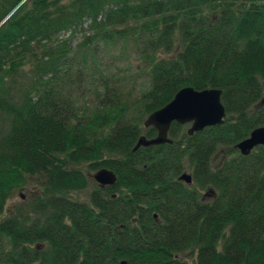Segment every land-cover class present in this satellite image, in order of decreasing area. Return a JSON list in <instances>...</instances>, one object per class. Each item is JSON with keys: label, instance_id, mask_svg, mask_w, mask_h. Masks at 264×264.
I'll use <instances>...</instances> for the list:
<instances>
[{"label": "trees", "instance_id": "trees-1", "mask_svg": "<svg viewBox=\"0 0 264 264\" xmlns=\"http://www.w3.org/2000/svg\"><path fill=\"white\" fill-rule=\"evenodd\" d=\"M21 1L0 16V264H264V146L235 148L264 126V0ZM125 48L134 69L110 65ZM184 86L221 89L223 122L132 151Z\"/></svg>", "mask_w": 264, "mask_h": 264}, {"label": "water", "instance_id": "water-1", "mask_svg": "<svg viewBox=\"0 0 264 264\" xmlns=\"http://www.w3.org/2000/svg\"><path fill=\"white\" fill-rule=\"evenodd\" d=\"M221 93L222 90L218 88L203 90L191 86L180 88L168 103L146 115L142 121L143 128L153 127L156 134L151 138L141 134L132 151L140 147L172 143L173 140L169 137L172 122L188 124V135L207 126L221 124L226 114L221 102ZM257 146H264V126L255 127L246 138L236 143L235 148L241 155H248ZM91 177L100 187L113 186L117 179L116 174L106 167L95 170ZM178 179L186 184L192 183V175L187 171H183ZM212 193V189L205 192L206 195ZM114 196L115 194H112V197Z\"/></svg>", "mask_w": 264, "mask_h": 264}, {"label": "rangeland", "instance_id": "rangeland-1", "mask_svg": "<svg viewBox=\"0 0 264 264\" xmlns=\"http://www.w3.org/2000/svg\"><path fill=\"white\" fill-rule=\"evenodd\" d=\"M15 0H0V16L2 15V13L4 11H6L7 9L11 8L12 3ZM25 1L26 4V8L30 6V0H22V2ZM69 34V32L64 33L63 36H67ZM81 37H79V35L76 37V41H80ZM74 42V43H75ZM129 48V47H128ZM125 48L123 50V53L119 56V57H114L111 58L112 62L110 63V65H114V64H118L119 66L122 65H126L127 61L129 60V65L130 68L134 69L137 66V61L134 58H131V54H130V49ZM101 49V48H100ZM100 49L98 50V52L100 54H103L104 56H106L107 51L103 50L100 52ZM108 57V56H106ZM129 57V58H128ZM30 64H26L23 68L22 71L18 72V77L24 81H26V77L28 74H30L29 69H30ZM128 65V64H127ZM7 120H0V125L1 124H5ZM188 127V124H186ZM188 172V171H187ZM190 173V172H189ZM34 181L33 180H29L28 183H26L25 185L16 188L11 196L7 199L6 203H5V209H4V215L9 213L10 211H15L16 208L24 206L25 204L32 202V198L33 196H35L36 192L38 190V188L34 187ZM93 187V185L90 183L88 185V187L83 190V191H79V192H73L71 193L73 198H77L79 200H87V196H88V192L91 190V188ZM203 192V191H202ZM206 192V191H204ZM3 215V216H4ZM181 261L186 262L187 264H194V259H195V254L194 253H182L181 255H179L178 257Z\"/></svg>", "mask_w": 264, "mask_h": 264}, {"label": "bare ground", "instance_id": "bare-ground-1", "mask_svg": "<svg viewBox=\"0 0 264 264\" xmlns=\"http://www.w3.org/2000/svg\"><path fill=\"white\" fill-rule=\"evenodd\" d=\"M204 89H207V88H204ZM209 89V88H208ZM213 89H217V88H213ZM201 90H203V89H201ZM222 94V93H221ZM222 102V101H221Z\"/></svg>", "mask_w": 264, "mask_h": 264}]
</instances>
